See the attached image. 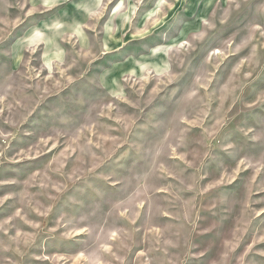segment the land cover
I'll return each mask as SVG.
<instances>
[{
    "label": "clouds",
    "instance_id": "clouds-1",
    "mask_svg": "<svg viewBox=\"0 0 264 264\" xmlns=\"http://www.w3.org/2000/svg\"><path fill=\"white\" fill-rule=\"evenodd\" d=\"M0 264H264V0H0Z\"/></svg>",
    "mask_w": 264,
    "mask_h": 264
}]
</instances>
